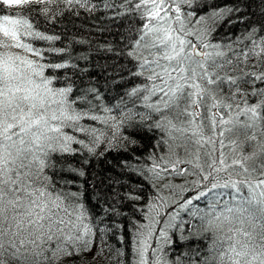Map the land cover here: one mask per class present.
<instances>
[{
	"label": "snow or ice",
	"instance_id": "obj_1",
	"mask_svg": "<svg viewBox=\"0 0 264 264\" xmlns=\"http://www.w3.org/2000/svg\"><path fill=\"white\" fill-rule=\"evenodd\" d=\"M205 5L211 10L198 14ZM0 6L19 10L0 15V264H95L106 247L116 264H264V0ZM101 9L130 25L122 46L107 49L129 62L133 84L115 115L97 88L54 75L77 65L50 59L68 50L37 27L40 17L56 25ZM229 17L247 24L224 42L216 33ZM140 132L155 141L146 167L133 169L147 189L120 192L110 177L88 172L93 158L129 151ZM228 190L231 201L222 200ZM202 198L207 210L194 204ZM182 213L200 221L195 235L210 240L207 255L169 258L193 235ZM124 221L129 243L113 250L106 238Z\"/></svg>",
	"mask_w": 264,
	"mask_h": 264
},
{
	"label": "trees",
	"instance_id": "obj_2",
	"mask_svg": "<svg viewBox=\"0 0 264 264\" xmlns=\"http://www.w3.org/2000/svg\"><path fill=\"white\" fill-rule=\"evenodd\" d=\"M98 2V0H94ZM113 3L119 4L120 0H112ZM213 7H224L226 5H234L240 0H208ZM243 9V4H241ZM211 9L205 5L203 8H198V14H203ZM256 4L252 2V7L248 11H255ZM19 11L18 9H8L0 6V15L10 14ZM122 11V10H121ZM238 15L243 16L244 11ZM233 20L232 24H228L225 20L220 24L216 36L219 40L226 42L227 37L233 40L240 35L247 24L239 23L236 17H229ZM129 20L123 16H116L113 9H101L93 13L92 17H87V14H82L81 17H73L72 21L65 20L63 23L56 25H47L42 17L37 19V27L39 30L45 31L49 35H59L61 39L56 43V46H63L68 51L63 59L57 57H49L57 62H67L70 65L76 64L75 69H62L54 75L60 78L61 82H65L68 77L75 82V87H95L103 98L102 103L109 107H113L125 96L128 90L133 86L132 80L129 79L127 68L130 67L129 62L124 57H118L114 51H108L111 47L116 49L121 47V35L126 34L129 28ZM85 41L80 43V41ZM37 47L46 48L49 45L43 41L34 42ZM47 55V54H46ZM86 57V59H85ZM137 140V144L129 145V151L125 152L122 149H113L105 153L100 159L93 158L87 166L89 173L95 171L101 177L111 178L115 183L117 191L127 192L131 189H138L139 185L143 184L147 189V183L144 178L133 171L135 168L146 167V161L149 152L152 150V145L155 142L150 134L143 132L135 133L132 137ZM135 149V151H132ZM70 159H78L72 157ZM191 194V193H186ZM244 195H247V190L244 189ZM232 199L230 190L226 191L222 200ZM194 204L199 208L207 210V200L202 198L199 201H194ZM186 219L191 220V227L186 226L185 234L189 231L193 233L188 240L173 244L175 249L170 254V259H175L177 256H182L184 260H188L189 255H194L196 252H201L207 255L206 249L210 240H206L203 235L197 237L194 230L195 225L200 224L198 219L187 216V213H182ZM124 230L119 232L124 237L126 244L129 243V227L128 222L124 221ZM175 239V237H174ZM111 238L107 239L110 244ZM108 252L107 247L105 253ZM109 255H105L95 264H110Z\"/></svg>",
	"mask_w": 264,
	"mask_h": 264
},
{
	"label": "rangeland",
	"instance_id": "obj_3",
	"mask_svg": "<svg viewBox=\"0 0 264 264\" xmlns=\"http://www.w3.org/2000/svg\"><path fill=\"white\" fill-rule=\"evenodd\" d=\"M13 9H15V8H13ZM16 10H17V9H16ZM100 114L102 115L103 113H100ZM112 114L115 115V114H116V110H115V112L113 111ZM127 131H128V132H134L133 129H128ZM126 134H127V133H126ZM150 135H151V134H150ZM74 147H75V145H74ZM191 179H192V177H189V180H191ZM175 183H177V184H184V181H183L182 179H179V180L175 181ZM185 187H186V188H190L191 185H186ZM178 198H179V194H178ZM225 200L231 201L230 199H227V198H226ZM199 223H200V222H199ZM198 225H199V224H198ZM198 225H195L194 230L197 231V226H198ZM119 235H120L119 233H118L117 235H111V234H110V236L106 238V239L111 238L110 245H112L113 250H114L115 248H124V247L127 245V244L125 243V241H124V245H121V244H120L119 239H118ZM105 255H109V253L106 252ZM100 259H101V258H100ZM100 259H98V260H100ZM98 260H97L95 263H97ZM110 264H116L115 260H111V261H110Z\"/></svg>",
	"mask_w": 264,
	"mask_h": 264
}]
</instances>
